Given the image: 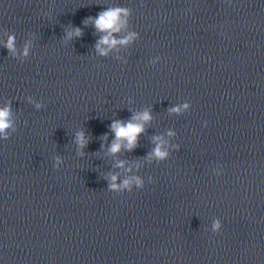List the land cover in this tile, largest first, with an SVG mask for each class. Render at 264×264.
<instances>
[{
    "label": "clouds",
    "instance_id": "1",
    "mask_svg": "<svg viewBox=\"0 0 264 264\" xmlns=\"http://www.w3.org/2000/svg\"><path fill=\"white\" fill-rule=\"evenodd\" d=\"M128 15V9L123 7H113L107 8L106 10L100 12L96 17H88V19L85 21V26L90 23L95 28L97 33L103 34L95 45V50L98 54L107 56L109 51L112 49L116 48L117 46H126L135 39L136 33L134 32L128 33L127 36L120 39H117L114 36V34L120 33L122 29L126 28ZM82 34L81 28H72L70 31L66 32L65 39L71 40L73 37L78 38L82 36ZM3 46L7 48L11 56H17L16 36L14 32L7 34V40L4 42ZM30 48L31 43L26 42L22 51L20 52V55L25 58L28 57L30 55ZM29 99L31 98L29 97ZM35 107L36 109H40L42 105L37 103ZM190 107L191 104L189 102H185L170 108L168 111L170 113L180 114L189 110ZM151 120V112L147 109L143 112L134 113L133 116L127 121L113 120L110 125V131L114 134L115 138L108 149L109 154L116 155L120 153L122 149L131 151L137 147L140 135L146 130L145 125L149 124ZM16 130L11 101L8 100L2 107H0V139H9L10 132H16ZM168 135L173 136L174 133L169 131ZM103 139L107 140V135H105ZM152 140L155 144V147L149 153L148 158H154L157 161L166 160L169 155L165 147L167 142L161 136H154L152 137ZM74 142L78 148L82 150L87 146L89 139L85 136L83 131H79L75 134ZM176 147L179 146L177 145ZM59 162V158H57V163ZM116 167H124V161H119ZM108 179L109 190L114 192H123L125 190L132 192L133 185H135L137 189L144 188V181L138 176L124 179L122 183H117L118 176L114 174H111ZM221 228V222L216 220L213 224V231L219 232Z\"/></svg>",
    "mask_w": 264,
    "mask_h": 264
}]
</instances>
